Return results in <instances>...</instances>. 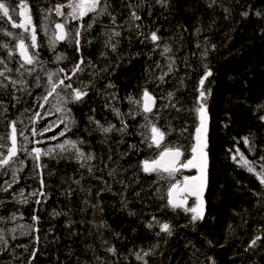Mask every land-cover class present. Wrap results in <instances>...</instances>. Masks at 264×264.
Returning <instances> with one entry per match:
<instances>
[{"label":"trees","instance_id":"trees-1","mask_svg":"<svg viewBox=\"0 0 264 264\" xmlns=\"http://www.w3.org/2000/svg\"><path fill=\"white\" fill-rule=\"evenodd\" d=\"M8 2L16 6L13 19L19 21V12L28 9L20 7L19 0ZM24 2L37 26L40 59L50 71L57 72L60 78L65 73H59V69L64 68L71 74L80 55L91 61V66L84 65V71L71 80L73 87L87 86L88 96L83 102H71V89L61 87L57 89L59 95L50 96L46 103L43 100L49 87L46 77L34 73L21 77L15 71L17 53L8 59L7 50L0 48V58L13 69L5 75L14 80H27L25 85L19 82L13 85L0 77V82L7 85L0 87V137L3 138L0 144L5 146L0 152L6 154L11 146V122L15 121L24 134L18 148L46 150L66 139L83 140L85 143L80 147L86 154H93L94 159L81 168L74 151L61 153L56 149V159L41 157L40 163L46 165L41 170L32 156L20 151L15 162L0 171V187L12 181L13 172L18 179L8 192L0 191V200L4 201L0 204V217L4 218L0 221V234L7 241L6 248L4 241H0V264H28L29 260L32 264H139L130 253L157 243V254L148 258L150 264H192L193 246L199 249L195 256L203 264H208V256L213 257L216 264H264V242L245 251L255 235L264 236V201L258 205V197L253 194L262 189L255 176L239 166V157L237 161L232 159L236 149L249 161H259L264 155V122L258 118L264 115V110H257L264 104V0H217L212 8L207 7L206 0H171L167 11L155 0H112L116 25L111 24L109 17H100L93 29L84 33L79 53L68 42L57 44L55 51L48 47V31H55V24L63 22L64 18L57 16L55 11L49 14L40 9L54 8L58 2L66 3L67 0ZM128 3L139 5L135 8L142 17L135 21L141 26L139 30L129 19ZM224 8L231 10L227 19ZM63 10L68 11L67 8ZM244 10L250 13L247 18L240 15ZM256 12L262 15L257 16ZM89 19L85 17V22ZM42 26L47 28V35ZM74 26L75 22L68 25ZM0 28L22 33L21 29L12 28L6 18L0 20ZM112 28L122 33L113 38V43L119 41L116 52L105 47L107 37L103 33ZM157 28L162 37L159 47L145 39ZM197 28L201 29L199 34ZM23 35L30 43L29 33ZM88 40L92 43H87ZM0 42H9L11 46L17 41L0 32ZM165 44L172 51L162 55ZM213 44L215 50L211 47ZM205 49L208 50L206 56L203 55ZM60 53L66 59L56 61ZM205 65L213 73L205 81L206 89L211 92L206 101L211 120L206 217L195 225L184 227L190 214L168 206V192L173 183L179 181L178 186H181L185 176L194 174L146 175L142 162L157 159L165 147L180 148L184 153L182 162L191 158L190 146L194 144L198 123L192 109ZM3 70L4 65H0V71ZM165 73L161 82L159 77ZM109 83L114 87H107ZM145 88L156 97L157 105L148 118L167 133L160 149L148 146L150 125L143 127L148 121L139 107L128 100V97L140 99ZM169 93H173L171 98ZM57 107L70 109V112H56ZM112 108L125 114L122 119L128 128L124 133L114 130L105 134L90 120L99 121L104 127L109 124L117 129L122 127L121 119ZM130 111L134 119L127 115ZM37 112L39 117L35 116ZM61 119L71 129L64 136L59 135L65 128V124L59 123ZM50 124L51 130L40 135ZM33 129L37 135H33ZM243 137H250L254 142V151H249ZM87 166L93 168L91 173ZM41 171L46 195H32L41 189L37 175ZM74 180H80V184ZM25 199L27 203L23 202ZM97 204L98 208L93 207ZM34 215L38 220L32 219ZM153 216L173 225L174 234L156 236L158 227H146ZM102 220L109 228L102 230L101 235L93 224ZM12 221L20 227V232L11 230L15 225H11ZM114 233L122 238L118 239ZM104 239L117 248V256L104 250L108 246L102 245ZM207 240L213 242L211 247ZM96 256L101 257V261H96Z\"/></svg>","mask_w":264,"mask_h":264},{"label":"snow or ice","instance_id":"snow-or-ice-1","mask_svg":"<svg viewBox=\"0 0 264 264\" xmlns=\"http://www.w3.org/2000/svg\"><path fill=\"white\" fill-rule=\"evenodd\" d=\"M207 7L212 8L214 5L217 4V0H206ZM239 2V0H237ZM155 3L158 4L161 8H164L166 11L169 9V6L171 4V0H155ZM19 6L23 9H28L27 12L20 11L19 12V21L13 19V15L16 14V6H12L8 0H0V20H3L6 18L7 22L11 23L12 28H18L22 30L21 34L13 33L12 31H8L7 29L0 28V32H3L5 36L11 37L13 40H16L17 42L14 45L10 46L9 42H0V48L7 50V58L11 59L15 53L18 52L19 59L16 61L18 64V67L15 69L17 73L21 77L27 73L28 75H31L35 71V66L37 64L43 65L45 62L40 59V51L38 50L40 48V45L38 43L37 39V26L33 21V16L31 14V10L28 8V5L24 2V0H19ZM129 10V19L132 21L133 25L137 28V30L140 29V25H136L135 21L142 20V17L138 14V12L135 10L137 6H133L131 3H128L126 5ZM113 4L112 0H67L66 3H57L54 8H49L47 10L40 9V11L48 12L49 14L52 11H55V14L57 16L63 17V22H57L55 24L56 31L53 32L52 36L48 40V47L50 50L55 51L56 45L59 42L67 41L69 44H73L75 46L76 51L79 53L81 52V41L84 38V33L90 32L94 25L98 23V20L102 16L109 17L111 24L116 25L117 17L113 14ZM247 7V6H246ZM67 8L68 11L65 12L63 9ZM230 9L224 8V12L226 13L225 19L228 18V14H230ZM249 11L244 10L240 12V15L244 18H247L249 16ZM149 16H151V11L148 13ZM255 15L261 16V12H256ZM85 17H90V19L85 22ZM45 19H48L47 16H45ZM75 22L74 27H68L69 23ZM125 23H128V21H125ZM43 30L45 32V35H47V28L42 26ZM107 28V26H105ZM119 27V25H117ZM131 30V29H129ZM186 31V29H185ZM201 29L197 28L196 33L199 34ZM23 33H29V39L30 43L26 42V39L23 35ZM159 29H155L149 32L147 36H145L146 40H150L156 47H159V41H161L162 37L158 35ZM107 39L105 40V47L110 48L112 52L117 51V45L119 41H116L113 43L114 37H120L122 33L120 31L115 30V28H112L111 30L105 31L103 33ZM140 36H144L143 32H139ZM143 42V41H142ZM87 43H92L91 40H88ZM197 47H200L199 44H197ZM212 49L215 50V45L213 44ZM172 51L171 47L165 44L163 46V52L162 55L165 53H170ZM207 49L204 50L203 55H207ZM102 55H106V53H102ZM63 59H66V56L63 53H60L56 55L55 60L61 61ZM174 63V60H173ZM0 65H4V70L0 71V77H4V79L9 80L10 78L5 75V72H12L13 69L9 68L7 66L6 60L4 58H0ZM84 65L91 66V61H86L85 57L83 55H80V58L77 62L73 64L72 69L70 70L71 74H68L64 68L59 69V73H65L63 77H60L58 79H54V77L58 76L57 72H49L47 74V84L48 88L46 89V95L43 96V100L47 103L48 98L50 96H53L54 94L59 95L57 93V89L63 87L65 90L71 89V102H83L84 98L88 96V87L85 86L83 88L80 87H73L71 80L74 75H76L78 72L84 71ZM172 65H169V71H171ZM23 69V71H21ZM106 70V69H105ZM212 71L208 68L207 65H205V71L202 74L201 78L199 79V88H198V97L196 101V105L192 109V111L195 113V118L198 121V123L195 125V143L190 146L191 150V158H185L184 162H181V157L184 156V153L180 150V148H171V147H165L159 154V157L157 159L152 160L149 162V160H144L142 162V170L143 172L147 174L152 173H159L161 171L168 173L170 177H174L175 173L179 172L181 168H193L196 169L197 174L194 176H185L182 187L178 188L179 181L176 183H173L168 192V206H170L173 210L181 209L186 214L189 215V221L188 224L184 225V227H188V225H195L197 222L203 221L206 217V202L204 199V193L205 190L208 187V122H209V109L207 107L206 101L208 97L211 95V92L206 89L205 87V81L208 80L210 76H212ZM167 75L165 73L164 75L160 76L159 79L161 82L164 81V76ZM37 81H39V77L36 78ZM65 81H69L68 83H65ZM10 83L15 85L17 83L16 80H10ZM21 83H26V81H21ZM0 87H7V85L0 82ZM37 87H39V83H37ZM107 87L111 88L114 87L113 84L109 83ZM31 94V93H29ZM168 96L171 98L173 96V93H169ZM16 99V97H14ZM128 100L130 103L136 105L140 109V113L144 114V119L148 121V124L144 125L143 127H148L150 125V140L151 143L148 145L149 147H152L154 144L157 148L161 147L162 141L165 139L166 132L162 131L161 128L157 127V124L151 120H149L147 114H152L154 108L156 105V97L149 92L147 88H145L142 92V95L140 99H134L132 97H128ZM68 101H64V103H67ZM43 104L40 105L41 108H43ZM174 107V105H173ZM257 110H264V104L259 105ZM70 112V109L57 107L56 112ZM112 111L115 113L118 119H121V125L122 127L116 128L114 124H109L108 127H104L102 124H100L99 121H95L92 118L90 120L96 124L97 128L107 134L112 131H118L121 133H124L126 129L128 128V124L125 120L122 119V117L125 115L124 113H121L118 108H112ZM128 116H131L133 119L135 118L130 111L127 113ZM36 117L40 116V113H35ZM259 120L264 122V115H260ZM55 123V122H53ZM61 124H65V121L61 119L59 121ZM52 128V125H48L45 127L39 134L43 135L44 132L50 131ZM71 129L68 127L67 124H65V128L63 131L59 133L60 136H64L67 131H70ZM186 131V129H185ZM17 133L18 130L16 128V122H11V134H10V140H11V146L7 148V153L0 152V171L9 168L12 163L15 162V160L18 158V153L20 151L26 152L28 155L32 156L33 160L36 162V167L39 169H43L46 167V165L40 163L42 156H48L53 159L57 158L56 155V149H59L61 153L64 152H73L75 154V158L78 161H81L80 167L84 168L86 167V162L91 161L94 159L93 154H86L80 145H83L85 141L83 140H71L66 139L63 142L56 144L54 147H49L46 150L41 148H33L30 151L27 148H18V140H17ZM19 135L23 136V131H19ZM33 135H37V132L35 129H33ZM57 137H52V139H56ZM0 139H3L0 137ZM243 143L245 145L249 146V151H254V142L250 139V137H243ZM24 140L27 141L28 138L25 136ZM39 143V141H37ZM5 147L3 144H0V148ZM135 147V146H132ZM236 154L232 156V159L234 161H237L239 166L245 168L249 173L253 174L255 178L259 181V184L261 186L262 191L260 192H254L253 194L258 197L257 204L260 205L261 201H264V155H261L259 157V161H249L245 155L240 152L239 149H236ZM34 154V155H33ZM62 158V157H60ZM23 163V161H21ZM257 164L259 165V170H257ZM87 170L89 173L93 171V168L91 166H87ZM6 174V173H5ZM38 176H40V184L41 189L37 192H33L32 195H46V193L43 192V188L46 187L42 171L40 173H37ZM109 175H112L110 172ZM13 179L11 182L6 181V187H0V191L8 192L9 189L12 187L13 183L18 182V179L16 177L15 172L12 174ZM74 183L77 185L80 184V180H74ZM90 193V189L88 190ZM71 194V192L69 193ZM21 195H23V192L21 191ZM99 195V192L97 193ZM188 197H195L192 204L189 205L188 203ZM24 203H27V200L25 199L23 201ZM37 203H40L39 200L36 201ZM4 201L0 200V204H3ZM85 203L87 204L88 201L86 200ZM93 207H99V205H93ZM102 211V209H101ZM55 215H61V213H54ZM133 213H130V215ZM14 218V217H13ZM32 219L34 221L38 220L37 216H33ZM4 218L0 217V221H3ZM93 227L96 228L97 232L101 233L102 230L108 229L109 225L106 221H100L99 224H93ZM146 227L148 229H152L153 227H158L159 231L155 233L156 236H161V234H164L165 237H171L174 234V226L171 225L168 222H161L158 220L155 216L152 217V220L149 221L146 224ZM231 227V226H229ZM114 235L119 239L122 238L119 233H114ZM0 241H4V237L2 234H0ZM167 243V240L164 241ZM260 242H264V236L257 234L254 236V238L251 239L250 243L245 248V251H249L250 249H254L258 246ZM206 243L208 246H212L213 242L211 240H207ZM5 248L7 246V241H4ZM102 245H108L104 250L107 253H110L112 256H117V248L114 245L109 244V242L104 239L102 240ZM26 247V246H25ZM159 247V244H154L148 249L140 248L139 250H134L130 254L134 256L135 260L139 262V264H150L149 257L155 256L156 249ZM194 252H193V260L192 264H203V261L199 260V257L195 256V252L199 251V249H196L195 246H193ZM36 252L33 251L32 257L35 258ZM96 261H101V257L96 256L94 257ZM127 259V257H125ZM208 264H216L213 257L208 256L207 258ZM28 264H32L31 260L28 261ZM103 264V262H101ZM115 264V262H114Z\"/></svg>","mask_w":264,"mask_h":264},{"label":"water","instance_id":"water-1","mask_svg":"<svg viewBox=\"0 0 264 264\" xmlns=\"http://www.w3.org/2000/svg\"><path fill=\"white\" fill-rule=\"evenodd\" d=\"M17 55H18V52H17ZM18 57H19V55H18ZM147 115H149V114H147ZM210 128H211V120H210V117H209V122H208V147H209V137H210ZM193 142L195 143V133H194V139H193ZM163 143H164V140L162 141V143H161V147H162V145H163ZM153 147L155 148V149H160V148H157L154 144H153ZM208 150V149H207ZM181 162H182V157H181ZM209 164H210V161H209V156H208V187H209ZM180 172H192L194 175H196L197 174V171H196V169H193V168H181L180 170H179V172H177V173H175V174H178V173H180ZM145 173V172H144ZM160 174H162V175H168V173H166V172H163V171H161V172H159ZM146 175H151V174H147V173H145ZM152 174H154V173H152ZM185 183V181L182 183V185L181 186H178V188L179 187H182L183 186V184ZM208 187H207V189L205 190V193H204V199L206 198V195H207V192H208ZM195 199V197H188V203H189V201L191 200V201H193Z\"/></svg>","mask_w":264,"mask_h":264},{"label":"rangeland","instance_id":"rangeland-1","mask_svg":"<svg viewBox=\"0 0 264 264\" xmlns=\"http://www.w3.org/2000/svg\"><path fill=\"white\" fill-rule=\"evenodd\" d=\"M50 29V28H49ZM48 29V30H49ZM55 31H56V29H55ZM53 32H54V30H50V31H48V34L50 35V37L52 36V34H53ZM17 67H18V65H17ZM51 69H49V68H47L44 64L43 65H39V64H37L36 66H35V71L33 72L34 73V75L35 74H40L41 76H45L46 77V79H47V74L49 73V72H55L54 70L53 71H50ZM8 74V73H7ZM26 75L27 76H29L27 73H26ZM58 78V76L57 77H54V79H57ZM13 80V79H12ZM17 81V83L19 82V83H21V81H19V80H16ZM23 81H26V83H27V80H23ZM26 83H24L23 85H25ZM17 140H18V138H17ZM14 165V164H13ZM257 170H259V167H257ZM15 223V225L13 226V227H11V230L12 231H16V232H20V227L16 224V222L14 221H12L11 222V225L12 224H14ZM10 225V226H11Z\"/></svg>","mask_w":264,"mask_h":264},{"label":"flooded vegetation","instance_id":"flooded-vegetation-1","mask_svg":"<svg viewBox=\"0 0 264 264\" xmlns=\"http://www.w3.org/2000/svg\"><path fill=\"white\" fill-rule=\"evenodd\" d=\"M67 41H64V42H59V43H57L58 44V46H59V44H65ZM21 71H23V69H21ZM13 78H10L9 80H5V82L6 83H10V80H12ZM14 80V79H13ZM17 128V130H18V133H17V138H18V142L22 139V137L23 136H20L19 135V129H18V127H16ZM23 131V130H22Z\"/></svg>","mask_w":264,"mask_h":264}]
</instances>
